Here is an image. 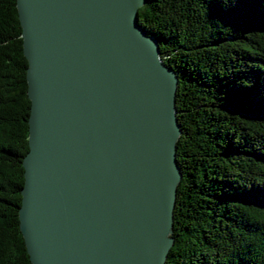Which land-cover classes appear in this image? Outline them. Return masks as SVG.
<instances>
[{
  "label": "water",
  "instance_id": "obj_1",
  "mask_svg": "<svg viewBox=\"0 0 264 264\" xmlns=\"http://www.w3.org/2000/svg\"><path fill=\"white\" fill-rule=\"evenodd\" d=\"M147 0H17L28 60L20 229L32 264H166L179 77Z\"/></svg>",
  "mask_w": 264,
  "mask_h": 264
},
{
  "label": "trees",
  "instance_id": "obj_2",
  "mask_svg": "<svg viewBox=\"0 0 264 264\" xmlns=\"http://www.w3.org/2000/svg\"><path fill=\"white\" fill-rule=\"evenodd\" d=\"M16 7L0 0V264H32L18 213L32 102ZM139 23L179 77L166 264H264V0H147Z\"/></svg>",
  "mask_w": 264,
  "mask_h": 264
}]
</instances>
